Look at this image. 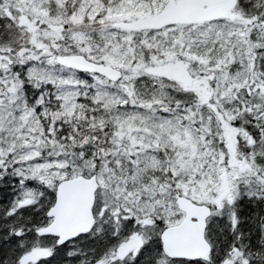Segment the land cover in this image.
<instances>
[{
	"label": "snow or ice",
	"instance_id": "snow-or-ice-1",
	"mask_svg": "<svg viewBox=\"0 0 264 264\" xmlns=\"http://www.w3.org/2000/svg\"><path fill=\"white\" fill-rule=\"evenodd\" d=\"M0 264H264V0H0Z\"/></svg>",
	"mask_w": 264,
	"mask_h": 264
}]
</instances>
